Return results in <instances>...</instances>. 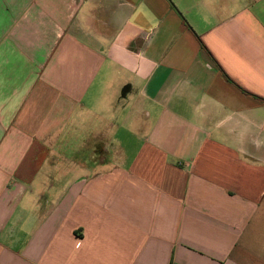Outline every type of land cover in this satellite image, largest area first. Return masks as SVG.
<instances>
[{"label": "crops", "instance_id": "1", "mask_svg": "<svg viewBox=\"0 0 264 264\" xmlns=\"http://www.w3.org/2000/svg\"><path fill=\"white\" fill-rule=\"evenodd\" d=\"M0 264H264V0H0Z\"/></svg>", "mask_w": 264, "mask_h": 264}, {"label": "rangeland", "instance_id": "2", "mask_svg": "<svg viewBox=\"0 0 264 264\" xmlns=\"http://www.w3.org/2000/svg\"><path fill=\"white\" fill-rule=\"evenodd\" d=\"M96 104H97V105H99V103H98V102H97Z\"/></svg>", "mask_w": 264, "mask_h": 264}]
</instances>
